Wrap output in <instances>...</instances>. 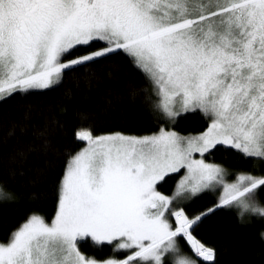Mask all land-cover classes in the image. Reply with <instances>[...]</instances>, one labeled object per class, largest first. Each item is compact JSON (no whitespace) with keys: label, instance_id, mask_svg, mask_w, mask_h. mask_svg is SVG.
I'll use <instances>...</instances> for the list:
<instances>
[{"label":"snow or ice","instance_id":"1","mask_svg":"<svg viewBox=\"0 0 264 264\" xmlns=\"http://www.w3.org/2000/svg\"><path fill=\"white\" fill-rule=\"evenodd\" d=\"M121 60L143 75L127 95L149 108L156 130L100 129L79 112L49 216L47 193L31 187L61 151L68 109L33 98L70 77L112 80ZM189 112L203 114V130H176ZM215 153L245 167L232 173ZM18 178L19 193L7 186ZM24 199L26 214L0 237V264H220L199 230L233 208L260 225L264 257V0H0V205Z\"/></svg>","mask_w":264,"mask_h":264},{"label":"trees","instance_id":"2","mask_svg":"<svg viewBox=\"0 0 264 264\" xmlns=\"http://www.w3.org/2000/svg\"><path fill=\"white\" fill-rule=\"evenodd\" d=\"M98 71L101 75L107 73L109 65L106 63ZM129 84L142 86L144 77L140 72L129 68L126 61L121 60L120 70L112 80L105 78L100 82H93L89 87L82 77H70L56 92L33 98L35 103L52 105L57 111L61 106H66L68 109L67 132L57 137L61 151L50 157L53 167L49 170L46 180L31 187V190L47 193V197L42 202L43 211L47 215L54 214V177L60 171L64 159L63 149L76 147L71 129L78 123L79 112H90L100 129H115L136 135L148 134L156 130L157 122L149 108L141 99L132 100L127 95ZM108 98L112 99L111 104L107 102ZM206 123L202 113L189 112L181 115L174 127L177 131L188 134L203 130ZM211 159L223 163L233 173L245 167L230 153H215ZM247 167L251 168V165ZM178 179V176L168 179L161 190L171 194ZM7 186L17 193L25 191L21 178L9 181ZM214 199H216L215 193L203 195L192 203V208H203ZM28 207L29 202L26 199L19 203L0 205V209H3L0 211V237L21 221ZM238 211L233 208L218 212L215 217L206 221L199 231L204 239L215 244L219 249L220 264H262L264 257L259 255L262 245L258 238L260 225L257 223L250 226L242 223ZM82 250L95 254L88 245H82Z\"/></svg>","mask_w":264,"mask_h":264},{"label":"rangeland","instance_id":"3","mask_svg":"<svg viewBox=\"0 0 264 264\" xmlns=\"http://www.w3.org/2000/svg\"><path fill=\"white\" fill-rule=\"evenodd\" d=\"M184 114H186V113H183L182 115H184ZM230 171V170H229ZM230 172H232V171H230ZM233 173V172H232ZM216 194V193H215Z\"/></svg>","mask_w":264,"mask_h":264}]
</instances>
